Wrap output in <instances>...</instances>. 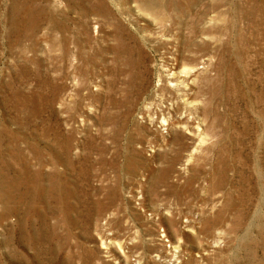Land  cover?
Here are the masks:
<instances>
[{"label": "rangeland", "instance_id": "374dc122", "mask_svg": "<svg viewBox=\"0 0 264 264\" xmlns=\"http://www.w3.org/2000/svg\"><path fill=\"white\" fill-rule=\"evenodd\" d=\"M167 68L196 71L190 132L148 108ZM178 242L264 264V0H0V264H183Z\"/></svg>", "mask_w": 264, "mask_h": 264}, {"label": "bare ground", "instance_id": "6f19581e", "mask_svg": "<svg viewBox=\"0 0 264 264\" xmlns=\"http://www.w3.org/2000/svg\"><path fill=\"white\" fill-rule=\"evenodd\" d=\"M173 43L174 41L170 42L169 44L171 45ZM164 72H166V74L160 76L158 87L162 86V89L168 87L170 92L168 95H156V97L151 98L152 101L149 102L148 108L152 109L154 106L159 108V113H161V121L165 126H169L171 129L175 128L190 132L195 128L194 121L197 119L196 117L199 115H204V112H200V97H186L187 93L185 95V92L191 89L189 87L190 84H194L195 78L193 77H195L196 71L188 70L180 73L176 72L175 68H167L164 70ZM168 102L171 103L167 104ZM205 108H203V111ZM146 112L151 123H153L154 120H152L150 117V111L148 110ZM189 222L190 224L188 223L185 225V228L193 229V224H191L193 222ZM102 234L105 241L102 243L101 252L103 258L108 260L113 257V254L110 251L113 248V238H109L112 234L107 233V229H103ZM172 251L174 256V260H172L173 263H176V260H181L180 263L183 264H193L196 262V258L193 257V253L186 250L182 245V242H178V244L174 245L171 252ZM147 257L149 262L154 260V257H151L150 255ZM196 257L200 258L202 255L197 256L196 254Z\"/></svg>", "mask_w": 264, "mask_h": 264}]
</instances>
